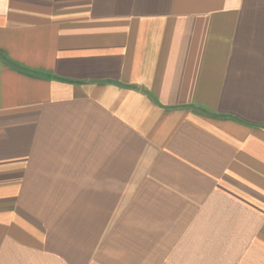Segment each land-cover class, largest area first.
<instances>
[{"label": "crops", "instance_id": "crops-1", "mask_svg": "<svg viewBox=\"0 0 264 264\" xmlns=\"http://www.w3.org/2000/svg\"><path fill=\"white\" fill-rule=\"evenodd\" d=\"M0 264H264V0H0Z\"/></svg>", "mask_w": 264, "mask_h": 264}]
</instances>
